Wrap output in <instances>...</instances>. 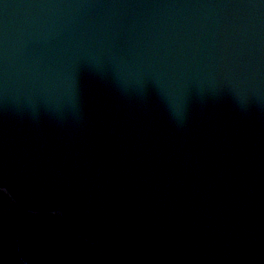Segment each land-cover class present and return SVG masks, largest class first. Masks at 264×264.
I'll return each instance as SVG.
<instances>
[{
  "label": "water",
  "instance_id": "95a60500",
  "mask_svg": "<svg viewBox=\"0 0 264 264\" xmlns=\"http://www.w3.org/2000/svg\"><path fill=\"white\" fill-rule=\"evenodd\" d=\"M0 187L106 264H264V0H0Z\"/></svg>",
  "mask_w": 264,
  "mask_h": 264
},
{
  "label": "trees",
  "instance_id": "16d2710c",
  "mask_svg": "<svg viewBox=\"0 0 264 264\" xmlns=\"http://www.w3.org/2000/svg\"><path fill=\"white\" fill-rule=\"evenodd\" d=\"M28 212L33 213L31 210H28ZM58 220L56 226L53 225L50 228L39 227L40 239L35 236L34 231L29 230L26 233V235H29L26 240L19 238L17 241H12L6 252H3L0 264H91L88 258L91 252V256H97L100 263L105 264L102 255L99 253V245H96L97 242L94 238L89 236L86 239V237L84 238L85 235L75 233L63 217H59ZM17 226L16 223L15 227ZM65 236L71 242V251L63 249L57 253L52 248L51 251L47 249L46 241L49 242ZM0 253L2 254V251Z\"/></svg>",
  "mask_w": 264,
  "mask_h": 264
},
{
  "label": "rangeland",
  "instance_id": "374dc122",
  "mask_svg": "<svg viewBox=\"0 0 264 264\" xmlns=\"http://www.w3.org/2000/svg\"><path fill=\"white\" fill-rule=\"evenodd\" d=\"M14 201L15 200L8 194L5 188L0 187V251H2V254L0 253V259L3 256V252H6V249L10 247L12 241H17L19 238L26 240L29 236L28 234L26 235V233L29 230L34 231L35 236L40 239L41 234L38 231L39 227L50 228L53 225L56 226L59 222L58 218L62 217L59 211H33V213H31L28 212L29 209ZM16 223L18 224V229L15 227ZM85 237L86 239L89 238V236H84V238ZM49 242L46 241L45 244L50 251L51 248L57 253L61 252L63 249L71 251L72 245L69 238L66 236L64 238L59 237L53 239ZM96 245H98V243ZM98 249L100 251L99 246ZM99 253L101 254V251ZM91 254L92 252L88 257L89 262L91 264H101L97 256L93 257Z\"/></svg>",
  "mask_w": 264,
  "mask_h": 264
}]
</instances>
